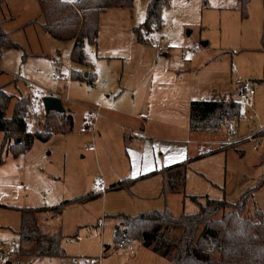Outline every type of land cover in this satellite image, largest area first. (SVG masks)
<instances>
[{
  "label": "rangeland",
  "instance_id": "374dc122",
  "mask_svg": "<svg viewBox=\"0 0 264 264\" xmlns=\"http://www.w3.org/2000/svg\"><path fill=\"white\" fill-rule=\"evenodd\" d=\"M150 1L137 0L131 10L113 9L103 15L98 47L87 44L85 48L98 76L94 87L71 79L72 72L85 75L89 68L72 62L74 42L58 41L43 30L38 0L0 1V24L20 46L5 51L0 61V87L12 97L7 116L12 117L18 100H31L39 114L31 132H42L46 117L42 100L58 96L74 119L71 132L55 133L48 142L36 140L30 152L19 156L9 151L11 143L2 150L3 134L0 133V264H61L59 257L39 258L19 253L17 231L21 214L14 209L52 207L78 197L80 186L88 189L95 183L131 178L129 160L137 158V152L144 149L136 142L132 146L133 157L130 153L127 156L123 135L114 122L129 120L140 130L141 120L131 121L120 114L119 110L131 98L122 90L138 78L142 86L148 82L152 87L166 72L182 76L185 82L193 81L195 85L215 82V89L219 90L212 95L226 93L228 100L236 98L241 84L249 85L246 93L252 107L246 108L245 113L252 124L239 122L238 118L215 136L203 137L206 141L245 143L237 150L205 159L189 170L186 194L198 197L202 204L206 196L235 204L252 190L245 215L251 216L256 207L264 212V137L260 134L262 130L259 131L264 126V85L251 84L264 70V56L259 51L264 0H250L245 19L237 10L236 0H172L170 8L162 13V28L145 31L147 41L139 43L134 29L145 22ZM162 38H166L165 44ZM159 46L167 48L164 56L158 54ZM53 73L63 79L57 80ZM94 109L102 113L97 122V130L104 137L102 142L98 137L95 142L92 132L84 128ZM170 110L171 107H165L164 115L171 114ZM187 111L184 102L180 105V124H187ZM253 132L263 140L257 150L248 138ZM213 146L205 145L206 148ZM203 171L212 179L204 173L201 176L199 173ZM94 206L95 210L75 209L64 216L49 215V221L41 225L51 233L63 229L65 236L73 237L68 240L84 252V257H99L102 241L111 248L115 244L112 229L102 232V226L109 221L102 220L101 208ZM171 207L169 210L177 217L200 210L198 203L184 196L173 199ZM134 245L138 251L142 248L139 242ZM32 249L28 246L25 250Z\"/></svg>",
  "mask_w": 264,
  "mask_h": 264
},
{
  "label": "trees",
  "instance_id": "16d2710c",
  "mask_svg": "<svg viewBox=\"0 0 264 264\" xmlns=\"http://www.w3.org/2000/svg\"><path fill=\"white\" fill-rule=\"evenodd\" d=\"M2 1V0H0ZM137 0H38L44 19L43 30L58 41H72L74 48L72 62L89 66L86 45H96L100 33V17L109 9H132ZM237 10L242 17H248L250 0H236ZM172 0H151L145 22L134 32L139 43H146L145 31L162 28V13L169 9ZM20 46L0 24V61L5 51ZM264 54V28L261 48ZM72 80L86 82L94 87L97 81L95 72L88 76L72 72ZM252 83L264 85V76ZM12 97L0 87V133L3 134L2 150L9 146L14 156L28 153L36 140L48 142L55 133H67L73 130L74 119L71 111L60 114H46L42 132L27 130L24 116L34 106L31 100H18L12 117L7 116ZM43 105V103H41ZM240 104L234 99L222 101L194 100L190 107V128L193 132H217L223 126L238 120ZM264 137V129L261 131ZM235 143L222 144L219 148L205 152L196 158L160 171L128 178L110 185L108 192L130 190L138 182L164 175L165 191L184 193L186 173L189 165L197 160L221 152L236 150ZM252 190L247 191L237 203L227 200L206 198L200 204V210L194 214L175 216L169 209L153 210L136 216L120 213L114 218L117 228L114 233L115 246L121 241L139 242L159 256L169 259L173 264H264V212L256 207L251 216L245 215ZM101 197L87 194L63 201L52 207L15 208L21 214V227L18 231L20 252L33 257H63L61 234H45L39 225V216H61L69 208L94 201ZM197 201L196 197H191ZM4 207V206H2ZM32 246V251L26 247Z\"/></svg>",
  "mask_w": 264,
  "mask_h": 264
},
{
  "label": "crops",
  "instance_id": "0c3cea01",
  "mask_svg": "<svg viewBox=\"0 0 264 264\" xmlns=\"http://www.w3.org/2000/svg\"><path fill=\"white\" fill-rule=\"evenodd\" d=\"M111 10L113 9H109L101 15L100 30L102 26L101 24L103 22L102 21L103 15L107 14L108 11ZM111 23L112 24L110 25L113 26L114 23L113 22ZM99 38H100V34H99ZM98 43L99 41H97V44L95 45L96 47H98ZM207 46H209V43ZM87 60L89 61L88 56H87ZM87 67L89 68L88 69L89 72L96 73L94 69V64L91 63L90 61H89V66ZM88 73L85 74V76H88ZM263 76H264V70H263V75L262 76L259 75L257 77L259 79L256 80H260V78L262 79ZM183 79L184 78H182V76L177 77V75L172 72H166L158 77L156 83H153L152 87L148 85V82H145V85L142 86L138 78L136 81L134 79V82L132 84H130L129 86H125L124 89L122 90L123 92L128 93L131 96V98L129 102L125 104L124 107H122L123 109L119 110L121 112L120 114L125 115V117L131 118L132 119L131 121L138 119L141 120L140 130L138 128H135L134 127L135 125L129 120H126L124 123L119 121H114V119L113 121L118 124L117 129H119L122 133L121 135H123V140L125 144L124 146L126 149V153L128 154L127 156H129L130 153L131 158L133 157L132 153H134L135 150L132 146L135 147L136 142L142 145V148L144 149V151L137 152L138 154L137 158L135 159L132 158V160H129L130 163L129 172L130 173L132 172L131 178H138L142 175L151 173L153 171L163 170L165 168L179 164L188 158H196L205 152L215 150L219 148L222 144H229L235 142V141L222 142L220 140H213V139H208L207 141L204 140L203 137L207 135L215 136L224 126L217 132L191 131L190 128L191 102L194 100L220 101L221 99L227 97V95H225L226 93H223L221 95H212L218 93L219 90V89L218 90L215 89L217 87L215 82H211L207 85H203V84L195 85L193 81L187 83ZM153 80L154 78L152 77L151 81ZM248 86H246L245 84L244 85L241 84L239 87V91L243 89V91L246 93L248 90ZM254 88L255 87H252V89ZM184 102H186L188 108L187 111L188 117H187L186 125H184V123L182 124L179 123L180 105L183 104ZM165 107L166 108L171 107L170 110L171 114L164 115L163 110ZM107 117L112 122L111 116L109 115ZM229 124L233 125V123L232 124L229 123ZM137 132H145L147 138L146 139L139 138ZM183 133L186 134V138L184 137ZM97 137L98 139L101 140V142L102 140L104 141V137L102 136L101 132L97 130V125H96V132L94 136L95 142ZM206 144L214 145V146L211 148L210 147L206 148L205 147ZM137 148H141V146H138ZM226 152H221L192 162L188 167L187 173L189 170H193V167L196 168V166H198L205 159H210L212 157H216ZM141 153L142 156L140 155ZM187 173H186V182H187ZM201 173L207 174L209 178L212 179V176H210L207 173V171L200 172L199 174L201 175ZM127 176H129V173L127 174ZM152 179H159L161 182H148ZM114 183L117 182L100 183V185H103L106 188V191L104 193H98L95 191L94 185L96 183L91 185L88 189H83V187L80 186L79 192L81 193H77L78 197L87 194H97L100 195L101 197L89 203L69 208L66 211H64V213L61 216H64L66 212L75 209L77 211L79 209L95 210L96 207L94 205L97 204L99 205L97 209L99 210L101 208V211L99 210V212L101 213V216L103 218L102 220L109 221V224L105 225L104 227L102 226V232L103 231L106 232L107 229H112L114 234L117 228V221L114 217L120 213L136 216L141 213L149 212L153 210L170 209L173 199H178V197L180 196H184V198H191L190 195L186 194V184H185L184 193L182 194L169 191L167 189L165 191L164 175H159L151 179L138 182L130 190L127 191L108 192L107 191L108 187ZM153 184H155V186L151 187V185ZM74 196L77 195L74 194ZM196 198L197 201L195 202L198 204L199 203L202 204L201 202L198 201V197ZM206 198L209 197L208 196L204 197L205 202H206ZM171 210L174 211L172 207ZM48 216H49L48 214H41L39 216V225L42 231L47 235L56 236L61 234L63 236L61 246L64 249L65 255L63 257H59L61 259V264L72 256L85 258L84 252L78 250L77 246H75L74 244L71 243L70 240H68L73 237L65 236L63 233V229H61L58 232L55 231L54 233L44 231L43 229L44 227L43 225H41V223L49 221ZM97 226L99 227L100 225L98 224ZM95 233L97 234V232ZM103 251L105 253H103ZM19 253H21L20 238H19ZM102 255H103V259L101 260L100 264H173L169 259L163 258L158 254L154 253L151 249L145 248L143 246L139 251L136 250L135 254H129L127 252L119 253V251H117L115 248L106 246L102 241V250L100 256Z\"/></svg>",
  "mask_w": 264,
  "mask_h": 264
},
{
  "label": "built area",
  "instance_id": "2783aa9c",
  "mask_svg": "<svg viewBox=\"0 0 264 264\" xmlns=\"http://www.w3.org/2000/svg\"><path fill=\"white\" fill-rule=\"evenodd\" d=\"M67 1H70V0H67ZM162 41H163V44H165L166 38H162ZM166 51H167L166 47L159 46L157 48V52L160 56H164L166 54ZM53 76L57 80L63 79V76H61L60 74L53 73ZM66 99L68 100V96L66 97ZM235 101L240 104V113H239V117H238L239 122H244V123L251 125L252 119L250 117H248V115L245 113L246 108L252 107L251 99L243 91V89H241L239 91V93L237 94ZM101 117H102V113L98 109H94L88 115V118H87L88 121H86L84 128L87 131L92 132L93 138L95 136L97 122L99 121V119ZM38 118H39V114H38L36 106L34 105L29 110H27V112L25 113V116H24V122H25V126H26L27 130L31 131L35 127V125L38 122ZM259 129H260L259 131H261L264 128L261 127ZM230 131L232 133L234 132V134H235V131H233V129H230ZM256 133L257 132L250 133V135L248 136V138L254 142V144H255L254 149L255 150L258 149V147L261 145V142L263 141L262 138H256L254 136ZM137 135L141 139L147 138L145 132H137ZM94 189L98 193H104L106 191V188L100 184H95ZM115 249L119 252H127L129 254H135V252H136L134 242H131V241H121L120 243H118L115 246ZM103 253H105V252L103 251ZM103 255L100 257H96V258H94V257L83 258V257L72 256V257H69L67 260H65L62 264H100L101 260L103 259Z\"/></svg>",
  "mask_w": 264,
  "mask_h": 264
},
{
  "label": "water",
  "instance_id": "95a60500",
  "mask_svg": "<svg viewBox=\"0 0 264 264\" xmlns=\"http://www.w3.org/2000/svg\"><path fill=\"white\" fill-rule=\"evenodd\" d=\"M207 45L208 43L205 44V46ZM42 101L46 114H49L51 112H56L60 114L69 112V110L65 108L62 100L58 97L50 96L44 98Z\"/></svg>",
  "mask_w": 264,
  "mask_h": 264
},
{
  "label": "snow or ice",
  "instance_id": "6c2138e0",
  "mask_svg": "<svg viewBox=\"0 0 264 264\" xmlns=\"http://www.w3.org/2000/svg\"><path fill=\"white\" fill-rule=\"evenodd\" d=\"M170 159H172V158H170Z\"/></svg>",
  "mask_w": 264,
  "mask_h": 264
}]
</instances>
